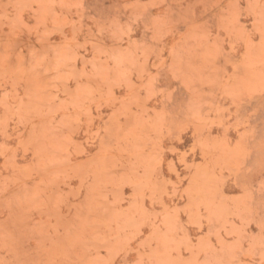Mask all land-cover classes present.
Returning a JSON list of instances; mask_svg holds the SVG:
<instances>
[{"label": "rangeland", "instance_id": "rangeland-1", "mask_svg": "<svg viewBox=\"0 0 264 264\" xmlns=\"http://www.w3.org/2000/svg\"><path fill=\"white\" fill-rule=\"evenodd\" d=\"M0 264H264V0H0Z\"/></svg>", "mask_w": 264, "mask_h": 264}]
</instances>
